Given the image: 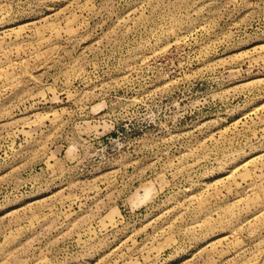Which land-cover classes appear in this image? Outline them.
<instances>
[{
    "label": "rangeland",
    "instance_id": "obj_1",
    "mask_svg": "<svg viewBox=\"0 0 264 264\" xmlns=\"http://www.w3.org/2000/svg\"><path fill=\"white\" fill-rule=\"evenodd\" d=\"M0 264H264V0H0Z\"/></svg>",
    "mask_w": 264,
    "mask_h": 264
}]
</instances>
